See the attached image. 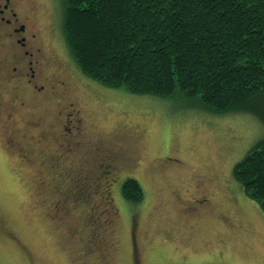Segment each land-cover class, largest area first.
<instances>
[{
    "label": "rangeland",
    "instance_id": "1",
    "mask_svg": "<svg viewBox=\"0 0 264 264\" xmlns=\"http://www.w3.org/2000/svg\"><path fill=\"white\" fill-rule=\"evenodd\" d=\"M63 1L22 0L20 9L34 10L57 62L51 73L59 71L58 64L64 69L61 75L73 92L70 102L82 109L85 135L120 143L121 158L116 167L103 163L96 173L98 184L75 171L73 196L67 199L68 179L59 175L60 169L42 166L46 148L57 147L66 117L60 100L23 92L26 105H15L12 120L7 119V105L8 111L0 114V264H131L133 233L141 264H264V213L233 174L235 165L264 138V125L247 113L214 114L179 94L136 95L91 80L67 48ZM5 88L0 89L1 110ZM41 131L49 133L48 140L38 141ZM9 135L22 150L32 151L29 160L6 150L4 136ZM110 166L113 173L106 176ZM115 177L116 184L109 187ZM128 177L144 188L142 203L121 195ZM107 188L117 214L112 232L105 235L117 246L103 253L102 234L96 233L95 247L103 253L96 256L84 252V234L75 230L82 209L96 210L103 201L98 194ZM76 190L80 196L74 195ZM200 190L210 199L207 207L197 208ZM83 200L88 207H69Z\"/></svg>",
    "mask_w": 264,
    "mask_h": 264
},
{
    "label": "trees",
    "instance_id": "2",
    "mask_svg": "<svg viewBox=\"0 0 264 264\" xmlns=\"http://www.w3.org/2000/svg\"><path fill=\"white\" fill-rule=\"evenodd\" d=\"M61 26L72 60L91 80L136 95L179 94L214 114L247 113L264 125V0H64ZM112 173L113 167L105 171ZM233 174L264 213V138ZM81 176L99 183L97 175ZM68 180L67 199L73 196L74 177ZM116 182L117 177L109 187ZM101 191L98 195L108 193L113 206L111 190ZM120 193L134 204L145 198L131 177ZM85 202L69 207H88ZM55 204L64 215L62 203ZM110 206L101 214L82 209L75 231L84 234L85 253H104L94 241L98 233L103 239L112 232L117 210Z\"/></svg>",
    "mask_w": 264,
    "mask_h": 264
},
{
    "label": "flooded vegetation",
    "instance_id": "3",
    "mask_svg": "<svg viewBox=\"0 0 264 264\" xmlns=\"http://www.w3.org/2000/svg\"><path fill=\"white\" fill-rule=\"evenodd\" d=\"M21 1L0 0V89L7 85L3 110L0 104L1 116L8 111L6 110L8 105L10 112L7 114V119L12 120L15 105H26V101L21 100L23 92H28L33 96L53 95L60 100L59 104L62 109L64 108L66 117L63 120L60 134H58L60 139L57 147L46 148L42 166L51 170L60 169L59 175L66 179L72 176L70 172L75 171L95 176L106 160L116 167L115 161L120 160L123 146L120 143L102 138L95 140L85 135L82 109L75 102H70L73 92L66 75H61L64 69L58 64L60 72L57 70L56 73H51L57 62L42 38L40 23L34 15V10L22 13ZM48 134V132L42 133L41 131L38 141L48 140ZM126 137L130 138L127 135ZM4 141L6 150L16 153L21 160H29L32 156V151L28 153L22 150L19 147L20 143L13 136H4ZM38 151L42 152V148H38ZM80 158L83 159L81 162H79ZM80 172L78 173L81 174ZM67 182L69 184L70 181L67 180ZM64 196L67 197L65 192ZM100 198L103 197L100 196ZM102 200L101 205H96V211L99 209L104 211L107 205L110 206L108 193L104 194ZM196 202L198 203L197 208L207 207L210 199L206 197L203 190H200V199ZM110 208L114 211L113 206ZM101 244L105 254L117 246L111 236L103 238ZM131 264H141L139 246L134 233L131 241Z\"/></svg>",
    "mask_w": 264,
    "mask_h": 264
}]
</instances>
